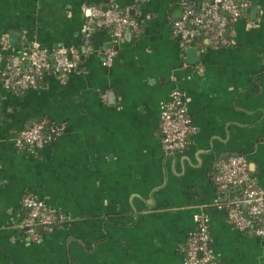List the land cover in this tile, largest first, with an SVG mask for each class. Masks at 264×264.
Listing matches in <instances>:
<instances>
[{
	"label": "crops",
	"instance_id": "1",
	"mask_svg": "<svg viewBox=\"0 0 264 264\" xmlns=\"http://www.w3.org/2000/svg\"><path fill=\"white\" fill-rule=\"evenodd\" d=\"M256 1L224 45H194L198 61L189 63L173 23L185 3L204 0H0V264H185L196 216L207 220L217 262L264 264V240L215 209L213 180L218 161L242 156L264 195V0ZM110 3L138 26L117 45L109 30L87 31L83 16ZM31 43L76 51L77 67L5 90L1 74ZM173 91L187 100L192 132L184 151L166 155L159 119ZM40 121L59 135L34 152L16 149L15 135ZM26 195L65 219L38 241L20 227Z\"/></svg>",
	"mask_w": 264,
	"mask_h": 264
},
{
	"label": "built area",
	"instance_id": "2",
	"mask_svg": "<svg viewBox=\"0 0 264 264\" xmlns=\"http://www.w3.org/2000/svg\"><path fill=\"white\" fill-rule=\"evenodd\" d=\"M198 7L185 3L181 17L173 23V31L180 38L183 48L194 47L196 39L213 46L226 43L229 26L238 22L253 0H204ZM86 30L106 29L114 44L122 41L127 31L137 33L134 20L119 13L112 3L105 9L94 6L83 8ZM88 43V42H86ZM87 52L91 51L88 47ZM115 58L113 48L107 49L104 65L110 66ZM79 55L76 51H55L49 53L36 43L23 49L16 62L6 66L1 74L2 87L10 92H23L37 87L46 73L64 75L77 67ZM186 98L179 91H173L169 100L161 107L159 134L162 150L166 155H173L185 150L187 139L192 132L187 116ZM45 122H39L17 133L14 146L18 150L34 152L51 143L58 129L49 135L44 133ZM214 186L216 189L215 209L228 215L229 223L239 232L248 233L264 240V195L252 182L247 162L242 156H230L215 165ZM24 216L20 227L32 241L40 236L37 228L49 232L65 219L49 210L32 195L22 199ZM196 230L187 242L184 251L185 264H220L210 247L207 220L195 217Z\"/></svg>",
	"mask_w": 264,
	"mask_h": 264
},
{
	"label": "water",
	"instance_id": "3",
	"mask_svg": "<svg viewBox=\"0 0 264 264\" xmlns=\"http://www.w3.org/2000/svg\"><path fill=\"white\" fill-rule=\"evenodd\" d=\"M205 2V1H204ZM206 4H209L211 5L212 2L210 1H207L205 2ZM257 6H258V2L256 0H253L252 3H251V14L254 15L255 12H256V9H257ZM14 37H12L13 39ZM15 39V38H14ZM13 39V40H14ZM185 55H186V58H187V61L189 63H196L198 61L197 59V50L195 47H188L186 48L185 50Z\"/></svg>",
	"mask_w": 264,
	"mask_h": 264
},
{
	"label": "trees",
	"instance_id": "4",
	"mask_svg": "<svg viewBox=\"0 0 264 264\" xmlns=\"http://www.w3.org/2000/svg\"><path fill=\"white\" fill-rule=\"evenodd\" d=\"M230 28H231V26H229V29ZM203 42H204L203 38H199V39H196L193 42V44L196 45V46H201V45H203ZM40 122H45V127H44V133H45V135H49L51 133V131L55 129V127L51 123H49L47 121H40ZM37 231H38L39 236L42 235V233H45L46 232L42 228H37Z\"/></svg>",
	"mask_w": 264,
	"mask_h": 264
}]
</instances>
